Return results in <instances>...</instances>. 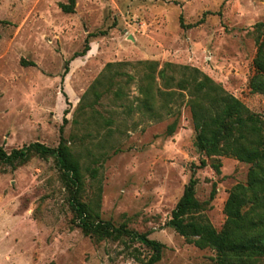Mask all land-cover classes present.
Segmentation results:
<instances>
[{
    "label": "rangeland",
    "instance_id": "374dc122",
    "mask_svg": "<svg viewBox=\"0 0 264 264\" xmlns=\"http://www.w3.org/2000/svg\"><path fill=\"white\" fill-rule=\"evenodd\" d=\"M68 3L0 0V146L8 154L33 143L54 148L65 117L63 135L83 173L81 203L102 222L162 244L154 264H216L214 250L166 224L194 178L199 215L220 231L229 191L246 182L250 165L195 150L186 92L166 108L158 95L152 119L141 108L147 70L138 61L197 69L264 120V93L249 86L264 0H75L66 14L60 5ZM88 34L97 35L90 50L73 59ZM71 200L55 157L0 162V264H151L152 249L137 240L84 234Z\"/></svg>",
    "mask_w": 264,
    "mask_h": 264
},
{
    "label": "trees",
    "instance_id": "16d2710c",
    "mask_svg": "<svg viewBox=\"0 0 264 264\" xmlns=\"http://www.w3.org/2000/svg\"><path fill=\"white\" fill-rule=\"evenodd\" d=\"M75 0L61 4L63 13L74 12ZM102 34H105L104 32ZM96 34H88L83 49L73 55V59L85 56L90 50L89 39ZM255 75L250 80L252 92L264 93V40L258 43L254 59ZM23 66H35L22 61ZM147 70L145 87L140 88L144 96L142 109L152 119L160 117L154 111L156 97L160 95L167 107V101L176 97L183 98L186 92L194 137V148L207 158L232 157L250 165L247 180L237 184L229 191L224 205L225 222L217 231L199 214L202 205L196 199V179L191 178L171 213L166 226L185 238L196 248L212 249L217 254L216 264H255L264 258V120L261 115L251 112L237 98L227 93L220 85L197 69L165 63L160 68L156 61H138ZM107 64L106 69L113 67ZM69 70V61L64 64L61 80ZM178 75L180 77L178 78ZM159 80V88L156 80ZM99 81L97 80L95 84ZM163 87L167 91H161ZM155 89V90H154ZM179 92V93H177ZM68 111H65V116ZM59 129V143L51 148L40 143H33L22 149L6 153L0 146V162L10 165L25 164L32 155L55 157L65 178L66 188L72 192L71 206L75 218L84 234L96 241L105 239L119 240L124 236L137 240L150 247L153 255L150 263L161 259L163 245L148 238V234H138L125 229L115 228L102 222L98 213L90 205L81 203L78 198L83 189V173L79 161L72 154L64 138V125ZM175 132V124L167 127L168 136ZM201 166H205L202 162ZM219 163L213 165L218 171ZM214 189L212 191L213 196Z\"/></svg>",
    "mask_w": 264,
    "mask_h": 264
}]
</instances>
